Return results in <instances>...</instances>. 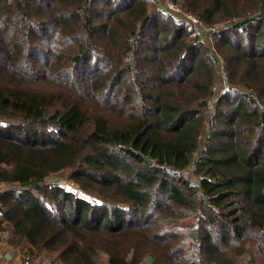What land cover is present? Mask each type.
Returning <instances> with one entry per match:
<instances>
[{
	"label": "trees",
	"instance_id": "obj_1",
	"mask_svg": "<svg viewBox=\"0 0 264 264\" xmlns=\"http://www.w3.org/2000/svg\"><path fill=\"white\" fill-rule=\"evenodd\" d=\"M168 1L211 44L154 0H0V236L29 264H264V0Z\"/></svg>",
	"mask_w": 264,
	"mask_h": 264
},
{
	"label": "rangeland",
	"instance_id": "obj_2",
	"mask_svg": "<svg viewBox=\"0 0 264 264\" xmlns=\"http://www.w3.org/2000/svg\"><path fill=\"white\" fill-rule=\"evenodd\" d=\"M155 1V5L157 8L162 9L163 11H168L169 13H171L173 16H177V18H179L181 21L190 23V24H195L189 17L185 16V15H181L176 11H172L170 7H168L169 1L168 0H154ZM194 32L196 35H199L201 37V39L206 43V44H211V33L212 31H208V32H203V30L201 28H199V26H197L196 28H194ZM223 78V77H222ZM224 79V78H223ZM224 85V84H223ZM192 169V168H191ZM187 173V172H186ZM190 174V171L188 172ZM188 174V176H189ZM190 177V176H189ZM192 180V179H191ZM49 182V179L47 180ZM192 182H194V180H192ZM57 184L61 185L62 187H64L65 189H67L68 191L73 192L76 196L82 197V198H86L89 199L91 202L93 203H99L98 201L92 199L91 197L87 196L85 193H83L76 185L74 184H70V182H65L64 179H60L58 178ZM21 253V252H19ZM22 255V254H21ZM1 257V256H0ZM1 258H4L1 257ZM24 256H23V261H24ZM105 256H103V261L105 262ZM47 259V258H46ZM43 264L46 263V261L42 262ZM144 264H150V259H146Z\"/></svg>",
	"mask_w": 264,
	"mask_h": 264
},
{
	"label": "crops",
	"instance_id": "obj_3",
	"mask_svg": "<svg viewBox=\"0 0 264 264\" xmlns=\"http://www.w3.org/2000/svg\"><path fill=\"white\" fill-rule=\"evenodd\" d=\"M6 185H0V190L6 189ZM0 256L3 257L5 255H10L12 264H23V255L19 253V250L12 249L6 244L7 234H3L0 236ZM34 264H43L39 261H35Z\"/></svg>",
	"mask_w": 264,
	"mask_h": 264
},
{
	"label": "built area",
	"instance_id": "obj_4",
	"mask_svg": "<svg viewBox=\"0 0 264 264\" xmlns=\"http://www.w3.org/2000/svg\"><path fill=\"white\" fill-rule=\"evenodd\" d=\"M168 7H170L171 8V10L172 11H176V12H178L179 13V10L176 8V7H174L172 4H168ZM187 17H189L195 24H193L194 25V28H196L197 26H199V28H201V29H203L202 27H201V25L193 18V17H191V16H189V15H186ZM210 106H212L211 104H210ZM1 240V239H0ZM25 257V256H24ZM23 264H29V258L28 257H25L24 258V262H23Z\"/></svg>",
	"mask_w": 264,
	"mask_h": 264
},
{
	"label": "water",
	"instance_id": "obj_5",
	"mask_svg": "<svg viewBox=\"0 0 264 264\" xmlns=\"http://www.w3.org/2000/svg\"><path fill=\"white\" fill-rule=\"evenodd\" d=\"M143 158H144L145 161H147L148 164H150V165L152 164V160L149 157L144 156ZM58 178L59 177H50L49 178V182L56 183ZM60 179H62V178H60ZM0 259H1V257H0ZM4 259L7 260V261H10L11 257H10V255H5Z\"/></svg>",
	"mask_w": 264,
	"mask_h": 264
}]
</instances>
